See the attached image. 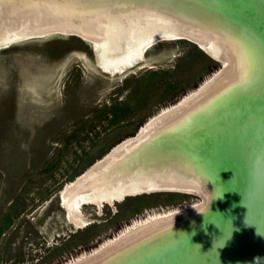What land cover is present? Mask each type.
<instances>
[{"label":"rangeland","instance_id":"obj_1","mask_svg":"<svg viewBox=\"0 0 264 264\" xmlns=\"http://www.w3.org/2000/svg\"><path fill=\"white\" fill-rule=\"evenodd\" d=\"M93 51L62 34L0 49V264H66L126 228L200 201L142 193L82 205L83 227L67 221L65 184L224 69L188 39L153 45L122 74L98 68Z\"/></svg>","mask_w":264,"mask_h":264},{"label":"bare ground","instance_id":"obj_2","mask_svg":"<svg viewBox=\"0 0 264 264\" xmlns=\"http://www.w3.org/2000/svg\"><path fill=\"white\" fill-rule=\"evenodd\" d=\"M51 1L0 0V49L36 37L74 35L91 43L94 64L114 75L144 62L147 50L159 42L188 39L198 42L224 67L217 78L208 80L178 104L151 116L139 127L137 135L118 142L59 192L67 221L78 228L87 224L81 209L85 204L101 206L127 196L162 191L197 195L200 201L196 205L150 217L121 231V235L91 254H82L66 263L162 264L168 251L162 247L150 250L151 247L166 244L173 229L184 228L191 215L205 213L209 203L217 202L221 196L211 174L203 175L206 173L197 157L199 150L209 158L219 156L220 148L225 146L219 132L230 127L232 121L234 125L243 124L250 118L245 120V115L258 110L253 107L255 101L245 96L236 99H241L236 107L241 110H233L234 101L226 96L234 89H253L250 86L253 76L257 77L254 74L256 58H248L246 46L235 39L233 30L228 32L223 27V21L215 17L218 14L213 16L198 6L196 14L210 21L206 26L195 19L193 12L185 14L179 10L178 5L184 7L183 0H60V7ZM156 137L173 139L174 143L157 144ZM224 149L221 151L226 153ZM239 150L245 152L243 144ZM232 155L242 156L234 152ZM246 217L244 236L251 232L248 226L253 222L251 216ZM187 230L183 229L182 233Z\"/></svg>","mask_w":264,"mask_h":264},{"label":"water","instance_id":"obj_3","mask_svg":"<svg viewBox=\"0 0 264 264\" xmlns=\"http://www.w3.org/2000/svg\"><path fill=\"white\" fill-rule=\"evenodd\" d=\"M51 2L60 7V0ZM183 4L184 7L178 5L181 12H193L195 19L206 26H209L210 21L196 14L198 6L207 13H213V16L218 14L215 17L223 21V27L228 32L233 30L235 39L246 46L248 58H256L254 74L257 77L254 79L253 76V83L249 85L253 89H234L226 96H231L234 101L233 110H241L236 108L241 99H236L242 96L254 100L253 107L256 106L258 110L254 109L245 115V120L246 117L250 118L243 124L234 125L232 121L230 127L219 132L220 140L225 144L220 148L219 156L209 158L199 150L197 158L206 173L203 175L210 173L212 182L221 192L217 202L209 203L204 214L196 212L191 215L184 228L172 230L174 233L165 241L166 244L154 245L150 250L162 247L168 251L162 264H264V0H183ZM192 42L200 47L198 42ZM200 48L212 59L219 61ZM219 56L223 58V54ZM220 114L223 119L224 115L222 112ZM255 120L256 123L251 124ZM249 121L251 129L248 127ZM250 135H253L252 139ZM156 138L157 144L174 143L173 139ZM241 144L245 152L239 150ZM225 147L226 153H223L221 149ZM232 152L242 156L234 157ZM212 172H215L214 175ZM207 201L205 204H208ZM246 215L251 216L253 222L251 227L248 226L251 232L244 236L242 233L246 230ZM186 228L188 230L183 234Z\"/></svg>","mask_w":264,"mask_h":264},{"label":"trees","instance_id":"obj_4","mask_svg":"<svg viewBox=\"0 0 264 264\" xmlns=\"http://www.w3.org/2000/svg\"><path fill=\"white\" fill-rule=\"evenodd\" d=\"M93 162H91L89 165H91ZM86 168H84L83 170H85Z\"/></svg>","mask_w":264,"mask_h":264}]
</instances>
